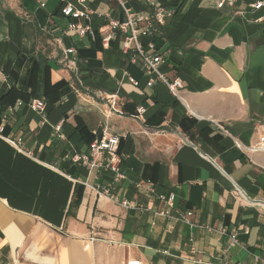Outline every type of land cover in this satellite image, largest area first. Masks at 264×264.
<instances>
[{
    "label": "crops",
    "instance_id": "crops-1",
    "mask_svg": "<svg viewBox=\"0 0 264 264\" xmlns=\"http://www.w3.org/2000/svg\"><path fill=\"white\" fill-rule=\"evenodd\" d=\"M259 1L150 0L171 14L153 42L164 60L158 72L184 84L177 97L162 82L147 86L133 52L122 50L124 34L111 33L109 20H124L117 0H87L84 37L63 16L67 4L84 9L79 0H0V264H264V150H256L264 8L251 7ZM104 129L121 138L116 185L114 174H89L72 160ZM86 180L112 185L118 203ZM158 194L175 196L174 216L192 217L158 216L167 209Z\"/></svg>",
    "mask_w": 264,
    "mask_h": 264
},
{
    "label": "built area",
    "instance_id": "built-area-1",
    "mask_svg": "<svg viewBox=\"0 0 264 264\" xmlns=\"http://www.w3.org/2000/svg\"><path fill=\"white\" fill-rule=\"evenodd\" d=\"M114 1V0H107ZM123 8L124 20L118 21L114 19L109 20V27L111 33L121 32L124 34L125 38L122 45V50L125 53L133 52L134 59L139 63V66L144 74L149 76V81L147 86L153 87L155 82L159 81L165 84L170 92L178 97L179 90L184 88V84L180 79H175L169 81V79L158 72L159 66L164 63L163 57L156 52L153 39L159 33L160 29L166 25L167 19L171 16L170 12L167 11L162 4L156 2H147L150 5V9L143 12H134L126 8L125 3L122 0H117ZM80 5L84 8L82 10L76 8L72 4H67L63 10V16L71 20V23L68 27V32L72 34H77L81 37H84L90 28L83 25L81 21L88 19L91 10L86 6L87 0H79ZM225 4V1H222L219 4V7H222ZM254 11H261L264 8V2L259 1L255 2L252 6ZM264 21V16L260 19ZM111 35H108L106 40H110ZM134 85L138 87L140 82H134ZM33 108L40 113L46 112V104L42 100H35L33 102ZM145 108L140 106L138 108V114L144 115ZM13 112V108L9 109V113ZM7 115L3 117V122L7 120ZM62 123L56 127V130L59 132L61 130ZM5 128L4 126L0 127V135L4 136ZM7 140L14 146L20 147L22 145L21 138H11L7 137ZM120 143L121 138L117 135L109 133L107 130H103L101 134H97L95 138L88 145V153L85 154H74L72 160L75 163H81L91 174L92 172L96 173H112L114 174V185L119 183L124 179L123 174L121 173V163L122 156L120 153ZM256 150H264V138H261L259 146ZM82 185L94 192L98 197H105L109 200L118 203V195L114 193L112 185H102V184H91L88 180L82 182ZM145 185L148 188V191L156 195L155 186L151 182H146ZM158 200L163 201L167 204V209L157 212L158 216L167 218L169 220H174L176 222H181L192 217V212L186 214H181L174 216L172 210L174 209L175 196L173 194H158ZM121 205L124 208L130 209L135 208L132 203L123 201ZM138 209V208H135ZM233 242L237 241L235 234L231 236ZM128 264H143L138 259H132Z\"/></svg>",
    "mask_w": 264,
    "mask_h": 264
},
{
    "label": "trees",
    "instance_id": "trees-1",
    "mask_svg": "<svg viewBox=\"0 0 264 264\" xmlns=\"http://www.w3.org/2000/svg\"><path fill=\"white\" fill-rule=\"evenodd\" d=\"M0 115H1V112H0ZM85 129V127L83 128V130ZM95 137H92L90 139V141L88 143H90ZM83 186L81 185H77L76 187V191H75V199L73 201V207H77L81 201V197H82V194H83Z\"/></svg>",
    "mask_w": 264,
    "mask_h": 264
}]
</instances>
